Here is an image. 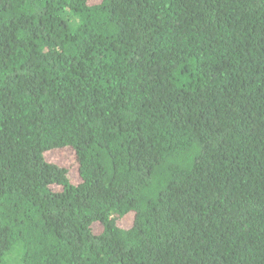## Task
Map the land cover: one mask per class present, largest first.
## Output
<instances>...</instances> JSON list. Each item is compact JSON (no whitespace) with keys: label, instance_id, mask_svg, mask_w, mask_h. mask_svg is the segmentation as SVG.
Returning <instances> with one entry per match:
<instances>
[{"label":"trees","instance_id":"trees-1","mask_svg":"<svg viewBox=\"0 0 264 264\" xmlns=\"http://www.w3.org/2000/svg\"><path fill=\"white\" fill-rule=\"evenodd\" d=\"M0 264H264V0H0Z\"/></svg>","mask_w":264,"mask_h":264},{"label":"rangeland","instance_id":"rangeland-1","mask_svg":"<svg viewBox=\"0 0 264 264\" xmlns=\"http://www.w3.org/2000/svg\"><path fill=\"white\" fill-rule=\"evenodd\" d=\"M92 2H95L97 0H90ZM72 151L69 150V149H58V150H55V151H52L48 154V158L49 160H52L54 162H58L62 165H65L68 163V161L70 160V157L72 156ZM75 171L72 170V174L75 175L74 173ZM130 222H123L124 225H129Z\"/></svg>","mask_w":264,"mask_h":264}]
</instances>
